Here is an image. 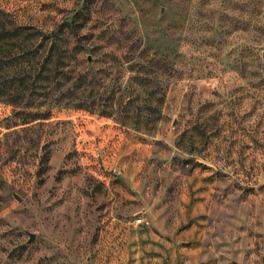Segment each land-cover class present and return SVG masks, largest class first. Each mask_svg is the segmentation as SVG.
<instances>
[{
	"label": "rangeland",
	"instance_id": "obj_1",
	"mask_svg": "<svg viewBox=\"0 0 264 264\" xmlns=\"http://www.w3.org/2000/svg\"><path fill=\"white\" fill-rule=\"evenodd\" d=\"M0 8V264H264V0Z\"/></svg>",
	"mask_w": 264,
	"mask_h": 264
},
{
	"label": "trees",
	"instance_id": "obj_2",
	"mask_svg": "<svg viewBox=\"0 0 264 264\" xmlns=\"http://www.w3.org/2000/svg\"><path fill=\"white\" fill-rule=\"evenodd\" d=\"M10 13L7 12L4 9L0 8V41L5 38H17L20 36H23L26 34L27 27L25 26H19L14 23L12 19H10ZM6 25H13L10 28ZM59 31V30H58ZM39 31H37V34ZM35 33H29L30 35H34ZM28 35V34H26ZM44 38L49 39L50 48L48 51V55L46 57V62H53L52 66L49 67L50 73L49 75H46L45 69H40L38 72V77L42 78L41 80H44L48 78L49 82L53 84L54 91H59L58 98L56 99V103H64L69 102V105L80 108L83 106L82 99H80L81 94L79 90V83L83 79V73L77 71V69H74V67H70V61L65 62L67 57L69 56V52L76 51V53L79 52L78 48L76 46H68V47H62L59 43V35H57L56 32L53 33L50 32L49 35H45ZM58 52V58L55 60V53ZM74 60H78V56L73 57ZM14 62V59L12 61L4 62L3 59H0V71H3V64H8L9 67L12 66V63ZM45 67V66H44ZM26 76V74H25ZM48 76V77H47ZM22 81L25 79L22 78ZM69 83H72L73 85L65 88V86ZM2 92V88H0V94ZM50 114V111H42L37 112L34 116H37L39 118L48 116Z\"/></svg>",
	"mask_w": 264,
	"mask_h": 264
},
{
	"label": "water",
	"instance_id": "obj_3",
	"mask_svg": "<svg viewBox=\"0 0 264 264\" xmlns=\"http://www.w3.org/2000/svg\"><path fill=\"white\" fill-rule=\"evenodd\" d=\"M34 237V235H32Z\"/></svg>",
	"mask_w": 264,
	"mask_h": 264
}]
</instances>
